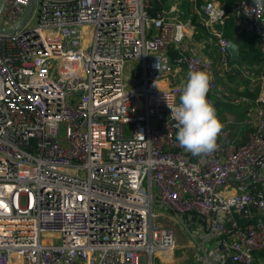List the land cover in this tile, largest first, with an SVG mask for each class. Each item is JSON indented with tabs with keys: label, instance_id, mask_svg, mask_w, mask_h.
<instances>
[{
	"label": "built area",
	"instance_id": "1",
	"mask_svg": "<svg viewBox=\"0 0 264 264\" xmlns=\"http://www.w3.org/2000/svg\"><path fill=\"white\" fill-rule=\"evenodd\" d=\"M30 2L0 0V28ZM238 8L264 66V0ZM153 10L154 0H35L17 31L0 33V264H155L178 247L159 222L167 212L194 225L204 264L264 253V72L246 73L255 100L232 98L212 60L187 50L176 7ZM193 12L229 70L224 4ZM128 64L139 68L127 75ZM181 66L210 75L211 104L246 107L245 142L222 128L210 155L179 146L170 108L181 86L160 84Z\"/></svg>",
	"mask_w": 264,
	"mask_h": 264
},
{
	"label": "crops",
	"instance_id": "2",
	"mask_svg": "<svg viewBox=\"0 0 264 264\" xmlns=\"http://www.w3.org/2000/svg\"><path fill=\"white\" fill-rule=\"evenodd\" d=\"M208 0H200V4ZM215 2L223 3L226 8V14L227 18L224 22V25L220 28H218L221 32L223 31L225 24L228 20H232L233 22V42L235 43V40L239 38V36L242 34L241 31V22H240V12H239V2L241 0H213ZM196 2H190V1H183V0H168L167 3L169 5V8L172 6L176 7V10H178V14L180 21H182L186 25V37H185V45L187 50L191 54H195L204 58H209L213 62V70L216 74V79L220 85V87L229 93V96L232 98H239L241 97L242 93L248 92L253 89V79L251 78L252 75L246 74L247 72L255 73V70H257V66L253 65L251 67L243 66V61L241 54L238 49V54L241 58V63L235 62V61H229V62H235L233 64H229V70L225 71L224 68L220 66L219 63V54L216 50V48L213 46V43L215 42V38L212 35L213 33V27H203L201 25L202 18H200L198 15H196L193 12V8L198 4ZM175 14V13H174ZM230 60V59H229ZM238 64L242 65L238 66ZM240 73V74H239ZM186 76L184 72L183 66L176 67L173 70V73L171 76L167 78V81L165 84H160L167 86V85H179L182 87V85L186 81ZM233 99V100H235ZM213 107L215 108L216 116L220 123L222 124V128L226 129L230 135V137L235 142H245L246 140L241 138V135L234 131V129L231 127L232 125H235L236 121H234V117L238 114L234 112V109L241 108L239 111L241 112L240 115L242 116L239 120L240 126L249 125L244 124L245 120V114H244V107L241 105H234L231 100L228 101V98L226 99H218L213 100L212 103ZM227 105L231 106V109L227 107ZM250 129L247 132L253 131V125L248 126ZM234 132V133H233ZM236 132V133H235ZM209 248L207 247L206 251H200L201 252H207ZM210 257V255H209ZM207 257V258H209ZM256 264H264V253L260 252L257 253L255 256ZM209 261H211L209 259ZM207 264V262H206ZM227 264V263H225Z\"/></svg>",
	"mask_w": 264,
	"mask_h": 264
},
{
	"label": "clouds",
	"instance_id": "3",
	"mask_svg": "<svg viewBox=\"0 0 264 264\" xmlns=\"http://www.w3.org/2000/svg\"><path fill=\"white\" fill-rule=\"evenodd\" d=\"M158 67V65H157ZM210 75L202 70H189L179 95V104L170 108L176 121L179 146L193 155H210L217 149L222 130L213 105L206 99Z\"/></svg>",
	"mask_w": 264,
	"mask_h": 264
},
{
	"label": "rangeland",
	"instance_id": "4",
	"mask_svg": "<svg viewBox=\"0 0 264 264\" xmlns=\"http://www.w3.org/2000/svg\"><path fill=\"white\" fill-rule=\"evenodd\" d=\"M138 68L137 65L128 64L127 75L131 70L135 71ZM227 107L231 109L230 105H227ZM239 109L241 108L234 109V112H236V114L238 113L237 115L241 114ZM237 115L233 119L236 123L231 127L241 135L242 139L246 140L247 134L249 133L247 131L250 129L248 127L249 125L240 126L239 120L242 116L240 117ZM126 131H128V128H126ZM166 214V218H160L159 222L164 227L173 230L178 247L171 256L163 258L162 261L157 262L155 257V264H204V262L197 260L200 256H203V254L200 253L201 250L193 238L195 230L194 225L192 223L190 224L185 218L179 219L180 215H174L171 214V212H167Z\"/></svg>",
	"mask_w": 264,
	"mask_h": 264
},
{
	"label": "trees",
	"instance_id": "5",
	"mask_svg": "<svg viewBox=\"0 0 264 264\" xmlns=\"http://www.w3.org/2000/svg\"><path fill=\"white\" fill-rule=\"evenodd\" d=\"M168 0H154V10L151 11V16L154 17L157 13H160L163 10H167L169 5L167 3ZM197 5H200V0H198ZM233 22L232 20H228L225 24V27L222 31L223 37L229 42H233ZM235 43L239 47V52L242 57L243 66L251 67L253 65L257 66V70H255V75L264 72V66L261 65L260 55L256 49L255 40L253 38H249L245 36L243 33L239 36ZM169 57L174 59L176 57L175 53L169 52ZM230 61V60H229ZM235 62H229V64H233ZM242 65L238 64V66ZM240 74V73H239ZM260 94V89L258 86H254L252 90L248 92L242 93V96H246L251 100H255ZM231 99L228 98V101ZM244 107V106H243ZM246 107H244L245 110ZM229 264V263H227Z\"/></svg>",
	"mask_w": 264,
	"mask_h": 264
},
{
	"label": "water",
	"instance_id": "6",
	"mask_svg": "<svg viewBox=\"0 0 264 264\" xmlns=\"http://www.w3.org/2000/svg\"><path fill=\"white\" fill-rule=\"evenodd\" d=\"M34 4H35V0H31L30 4L25 9L23 16L20 18V20L17 22V24H15L11 29H8V30H3L2 28H0V33L1 34H7L10 32L17 31L24 24V22L28 19L30 13L33 10ZM227 51L229 54L230 61H235V62L241 63V58L238 54V49H237V46L234 42H232V41L228 42ZM170 124L172 127H174L178 131V128L176 127V123L174 121H170Z\"/></svg>",
	"mask_w": 264,
	"mask_h": 264
}]
</instances>
